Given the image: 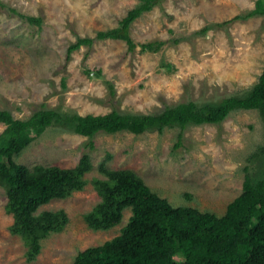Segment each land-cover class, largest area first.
Listing matches in <instances>:
<instances>
[{
  "label": "rangeland",
  "instance_id": "rangeland-1",
  "mask_svg": "<svg viewBox=\"0 0 264 264\" xmlns=\"http://www.w3.org/2000/svg\"><path fill=\"white\" fill-rule=\"evenodd\" d=\"M19 12L41 16L40 27L0 8V109L27 119L39 107L80 115H152L167 105L198 103L243 94L258 79L264 62V16L235 18L254 9L257 0H162L130 25L135 43L127 50L119 39H94L69 54L76 37L116 27L139 0H0ZM231 20L222 27L197 31ZM163 42L156 52H141V44ZM168 63L171 67H162ZM99 69L93 77L84 69ZM109 84L114 93H110ZM5 125L0 123V132ZM178 129L98 132L92 138L47 127L15 161L73 167L89 152L92 169L87 184L64 199H53L39 210L63 209L64 228L41 241L36 259L25 260L27 248L9 231L5 191L0 187V264H72L77 252L102 244L120 233L130 210L108 230H92L84 219L100 200L91 185L104 178L98 164L131 169L173 206L187 205L221 216L241 193L247 156L264 142L257 110L232 111L220 124L187 127L182 146L174 147ZM253 170L252 164L249 165ZM257 170V169H256ZM255 170V171H256ZM186 194L189 198H186Z\"/></svg>",
  "mask_w": 264,
  "mask_h": 264
},
{
  "label": "trees",
  "instance_id": "trees-1",
  "mask_svg": "<svg viewBox=\"0 0 264 264\" xmlns=\"http://www.w3.org/2000/svg\"><path fill=\"white\" fill-rule=\"evenodd\" d=\"M161 1L139 0L116 27L99 30L93 38L77 36L67 49L66 59L80 46L90 47L94 39L123 40L127 50L133 51L131 23ZM5 7L30 25L42 24L41 16L23 14L0 1V8ZM254 15L264 16V0H257L254 9L235 18ZM230 21L206 25L196 33L205 35L209 29L226 26ZM161 43L141 44V52H156ZM161 66L171 67L168 63ZM91 71L93 77L101 76L99 69H84L87 75ZM109 89L114 93L112 84ZM242 93L203 103L188 100L166 105L152 115L120 114L112 110L92 116L41 106L27 119H17L9 110L0 109V123L5 125L0 132V187L7 198L5 211L12 216L9 231L20 237L27 248L25 260L34 261L41 241L50 233L61 231L68 221L63 209L39 208L53 199H64L82 190L88 182L84 175L92 169L90 154L86 151L75 166L68 168L41 164L30 168L16 162L15 157L47 127L88 137L90 150L94 147L92 138L98 132L162 133L176 127L174 147L177 148L182 146L187 127L220 124L232 111L254 109L263 122L264 134V62L258 79ZM109 158L111 155L107 153L98 164L99 172L105 177L90 180L100 200L84 219L92 230H108L121 222L125 209L130 210V216L118 235L77 252L72 264H264V142L247 156L242 191L227 204L221 216L187 205L173 206L133 170L106 167ZM250 164L257 170L252 172Z\"/></svg>",
  "mask_w": 264,
  "mask_h": 264
}]
</instances>
